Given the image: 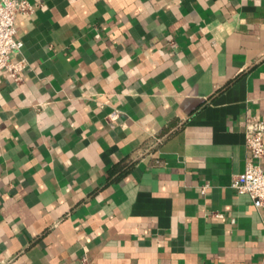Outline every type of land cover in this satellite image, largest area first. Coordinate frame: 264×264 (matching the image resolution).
Listing matches in <instances>:
<instances>
[{"label":"crops","instance_id":"0c3cea01","mask_svg":"<svg viewBox=\"0 0 264 264\" xmlns=\"http://www.w3.org/2000/svg\"><path fill=\"white\" fill-rule=\"evenodd\" d=\"M27 1L0 264H264V209L231 188L264 120V0Z\"/></svg>","mask_w":264,"mask_h":264},{"label":"built area","instance_id":"2783aa9c","mask_svg":"<svg viewBox=\"0 0 264 264\" xmlns=\"http://www.w3.org/2000/svg\"><path fill=\"white\" fill-rule=\"evenodd\" d=\"M35 11L27 0H0V73H7L16 83H22L27 69L26 61L13 62L21 53L24 43L18 38L15 23L20 15ZM118 113L112 114L113 120ZM246 146L250 158L243 173L235 176L231 188L238 195H247L259 208L264 209V170L255 161L264 160V120L249 118L246 121Z\"/></svg>","mask_w":264,"mask_h":264},{"label":"trees","instance_id":"16d2710c","mask_svg":"<svg viewBox=\"0 0 264 264\" xmlns=\"http://www.w3.org/2000/svg\"><path fill=\"white\" fill-rule=\"evenodd\" d=\"M130 165H131V164H129V165H128V166H126V167H130Z\"/></svg>","mask_w":264,"mask_h":264}]
</instances>
